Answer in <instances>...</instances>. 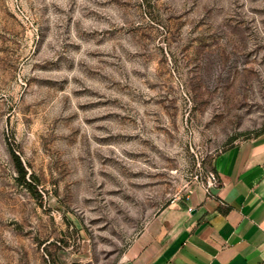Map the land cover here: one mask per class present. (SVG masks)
I'll return each mask as SVG.
<instances>
[{"label": "rangeland", "instance_id": "1", "mask_svg": "<svg viewBox=\"0 0 264 264\" xmlns=\"http://www.w3.org/2000/svg\"><path fill=\"white\" fill-rule=\"evenodd\" d=\"M262 130L264 0H0V264H122Z\"/></svg>", "mask_w": 264, "mask_h": 264}, {"label": "crops", "instance_id": "2", "mask_svg": "<svg viewBox=\"0 0 264 264\" xmlns=\"http://www.w3.org/2000/svg\"><path fill=\"white\" fill-rule=\"evenodd\" d=\"M215 165L219 183L170 201L122 264H264V134Z\"/></svg>", "mask_w": 264, "mask_h": 264}, {"label": "trees", "instance_id": "3", "mask_svg": "<svg viewBox=\"0 0 264 264\" xmlns=\"http://www.w3.org/2000/svg\"><path fill=\"white\" fill-rule=\"evenodd\" d=\"M262 134H264V130L259 132L258 136ZM12 153H13L15 166L19 174V180L23 182L26 186H28V188H30L32 191H34L38 195H41V193L38 191V188L34 184L33 180L28 178L29 171L21 156L14 149L12 150Z\"/></svg>", "mask_w": 264, "mask_h": 264}, {"label": "built area", "instance_id": "4", "mask_svg": "<svg viewBox=\"0 0 264 264\" xmlns=\"http://www.w3.org/2000/svg\"><path fill=\"white\" fill-rule=\"evenodd\" d=\"M219 183V178L216 172H211L208 176V184L205 186L207 189L213 185H217ZM192 208H190L191 210Z\"/></svg>", "mask_w": 264, "mask_h": 264}]
</instances>
